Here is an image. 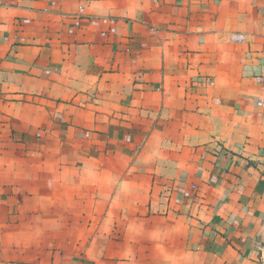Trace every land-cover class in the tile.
<instances>
[{"label": "crops", "instance_id": "obj_1", "mask_svg": "<svg viewBox=\"0 0 264 264\" xmlns=\"http://www.w3.org/2000/svg\"><path fill=\"white\" fill-rule=\"evenodd\" d=\"M0 264H264V0H0Z\"/></svg>", "mask_w": 264, "mask_h": 264}, {"label": "built area", "instance_id": "obj_2", "mask_svg": "<svg viewBox=\"0 0 264 264\" xmlns=\"http://www.w3.org/2000/svg\"><path fill=\"white\" fill-rule=\"evenodd\" d=\"M227 41L232 44H242L245 41V37L239 33H231L228 35Z\"/></svg>", "mask_w": 264, "mask_h": 264}]
</instances>
